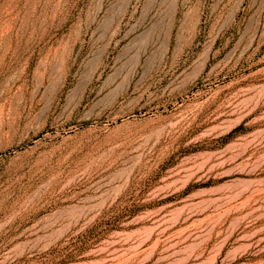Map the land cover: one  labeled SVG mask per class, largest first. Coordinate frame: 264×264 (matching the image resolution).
<instances>
[{
    "label": "rangeland",
    "instance_id": "obj_1",
    "mask_svg": "<svg viewBox=\"0 0 264 264\" xmlns=\"http://www.w3.org/2000/svg\"><path fill=\"white\" fill-rule=\"evenodd\" d=\"M118 94L163 120L69 153ZM0 264H264V0H0Z\"/></svg>",
    "mask_w": 264,
    "mask_h": 264
},
{
    "label": "bare ground",
    "instance_id": "obj_2",
    "mask_svg": "<svg viewBox=\"0 0 264 264\" xmlns=\"http://www.w3.org/2000/svg\"><path fill=\"white\" fill-rule=\"evenodd\" d=\"M151 68H147L145 70L144 74L142 75V79L148 76L151 71ZM126 83L127 82H125V84ZM120 87L123 88L125 86H123L122 84V86ZM111 93L113 96V92ZM119 94L116 95L109 102H96L90 107L88 111L85 112L82 119H79L80 121L76 124L74 128L79 129L81 126H84V129L81 130V135L79 136L77 141L74 144L68 146L67 150L69 153L94 154L103 152L107 147L114 146V144L119 140L120 137L136 133L137 127L139 125L154 120H159L160 122L163 120V118L161 117L162 111L157 106L141 104L137 97L130 99L128 104L124 105L123 102L119 101ZM105 98L107 99V96ZM108 99H110V97ZM101 100H103V98H101ZM101 105L103 106L101 110L107 107L119 106V108L115 110L112 115H109L105 119V122H103L102 115L100 114V112L96 111L100 108ZM40 117H42V115ZM47 130L48 129L46 125L42 123V118H37L36 124L31 129H28V138L40 136L44 131ZM51 134V132H47V136H51ZM59 134L60 133H56L55 135ZM51 150V153L45 152L35 156L34 158L18 163L15 166L16 170L23 171L25 167H30L31 169H34L38 168L39 166H42L50 159L52 155L60 151L58 147H53Z\"/></svg>",
    "mask_w": 264,
    "mask_h": 264
}]
</instances>
